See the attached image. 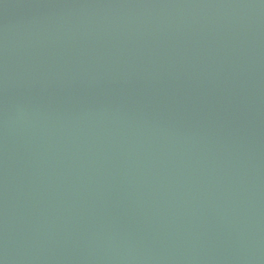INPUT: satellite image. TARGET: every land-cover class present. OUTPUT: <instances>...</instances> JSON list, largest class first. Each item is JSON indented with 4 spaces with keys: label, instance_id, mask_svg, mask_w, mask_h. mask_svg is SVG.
I'll return each mask as SVG.
<instances>
[{
    "label": "water",
    "instance_id": "obj_1",
    "mask_svg": "<svg viewBox=\"0 0 264 264\" xmlns=\"http://www.w3.org/2000/svg\"><path fill=\"white\" fill-rule=\"evenodd\" d=\"M0 264H264V0H0Z\"/></svg>",
    "mask_w": 264,
    "mask_h": 264
}]
</instances>
